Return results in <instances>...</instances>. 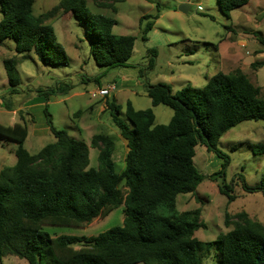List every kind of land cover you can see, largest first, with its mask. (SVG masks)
Instances as JSON below:
<instances>
[{
    "label": "trees",
    "instance_id": "1",
    "mask_svg": "<svg viewBox=\"0 0 264 264\" xmlns=\"http://www.w3.org/2000/svg\"><path fill=\"white\" fill-rule=\"evenodd\" d=\"M249 1L217 3L229 19L233 10ZM33 3L34 0H0V45L13 40L19 55L33 53L47 67L67 66L65 51L46 23L61 9L71 13L85 29L94 62L103 69L95 80L110 69L128 65L135 38L113 34L116 21L90 13L85 0H62L36 17ZM148 18L152 19L146 16L141 20ZM152 25L148 22L142 30L144 41ZM3 66L8 95L19 94L14 61L5 60ZM70 87L67 81L55 82L52 87H39L36 93L47 102L49 97L66 94ZM147 96L152 107L164 105L173 111L168 124H155L151 108L135 110L127 102L122 109L113 101L106 103L112 123L126 141L121 173L115 170L111 136L94 134L88 146L55 128L46 104L45 121L54 142L35 154L23 146L24 127L16 126L9 134L0 124V141L11 140L17 145L16 164L0 170V262L12 255L28 264H202L203 253L215 250L219 264H264V225L245 212L232 218L225 214L224 226L231 229L212 241L202 242L194 236L206 228L201 209L179 212L176 207L178 195L195 194L205 179L193 164L198 145L223 157L224 169L229 159L216 148L221 137L242 122H264V97L259 88L242 71L234 70L209 77L201 89L186 86L174 94L167 84L149 85ZM2 105L10 110L4 101ZM89 147L98 150L97 168H89ZM254 149L255 153H264V145ZM221 171L209 177L220 176ZM240 181L247 192L259 190L247 186L241 176ZM219 191L228 201L233 200L226 185ZM121 205L122 225L97 236L52 238L42 229L89 224ZM74 245H80L81 251H66Z\"/></svg>",
    "mask_w": 264,
    "mask_h": 264
},
{
    "label": "rangeland",
    "instance_id": "2",
    "mask_svg": "<svg viewBox=\"0 0 264 264\" xmlns=\"http://www.w3.org/2000/svg\"><path fill=\"white\" fill-rule=\"evenodd\" d=\"M61 1L34 0L32 13L35 17L45 14ZM85 4L90 13L116 21L113 34L135 38L127 66L110 69L95 80L103 69L94 62L84 37L85 29L71 13H63L61 9L55 11L46 23L53 28L58 43L65 51L67 66L47 67L33 53L19 55L14 50L13 40H6L0 45V124L9 134L16 126L25 128L28 135L23 146L28 153L35 154L54 142L48 131L43 132L47 130V124L42 107L32 112L27 110L32 106L46 104L55 128L65 130L69 136L89 146L92 128H82L75 114L88 111L98 99L113 101L122 109L127 102H132L136 108L146 106L143 102H149V97L144 90L148 83L167 84L174 94L186 86L201 89L208 78L216 73L240 70L264 97V0H250L247 5L233 10L229 19L221 13L217 0H85ZM182 5L188 6L184 12L180 10ZM146 16L152 19L141 20ZM148 22H153V25L144 41L142 30ZM9 59L14 61L20 81V92L13 96L8 95L9 86L3 66V62ZM113 79L118 87L109 97L100 98L92 94ZM124 80L127 85H122ZM62 81H67L71 86L66 94L57 95L52 101L48 98L47 102L42 101L44 97H38L36 90L39 87H52L55 82ZM134 91L138 95H134ZM2 101L10 110L2 105ZM172 115L169 107L159 105L155 109V123L166 125ZM101 120L103 124L94 128L93 133L101 132L112 137L115 143L112 156L115 170L121 173L125 167V148L121 146L124 139L112 123L108 111L101 115ZM33 129L36 130L35 135ZM256 145H264L262 121L242 122L221 137L216 148L229 159L224 169H221L223 157L207 151L201 145L195 148L193 164L205 179L195 194L178 195L176 207L179 212L201 209V219L206 228L194 233L198 240L212 241L219 234L229 231L231 227L226 228L223 223L225 214L232 218L245 212L251 219L264 225V153H255ZM16 147L11 140L0 141V170L16 164ZM97 167L98 150L89 147V168ZM220 171V176L209 177ZM240 176L247 186L259 190H244ZM224 185L230 188L228 195L233 196L232 201L220 193L219 188ZM120 186L123 190L122 184ZM123 210L124 206L121 205L106 217L81 226H43L42 229L52 238L62 235L93 237L121 226ZM80 248V245H74L66 251L75 253L81 251ZM215 254V250L203 253L202 264H219ZM0 264L28 263L7 255Z\"/></svg>",
    "mask_w": 264,
    "mask_h": 264
},
{
    "label": "crops",
    "instance_id": "3",
    "mask_svg": "<svg viewBox=\"0 0 264 264\" xmlns=\"http://www.w3.org/2000/svg\"><path fill=\"white\" fill-rule=\"evenodd\" d=\"M126 80H124V81H122V85H127L126 84ZM108 84H113L114 86H115V90L117 89V87H118V84L117 83H115V80L113 79V80H110V81H107L106 83H105V85H101V86H107ZM149 84V83H148ZM148 84H146V86H145V95H147V86H148ZM150 85V84H149ZM115 90H114V92H115ZM92 94L93 95H96V90L95 91H93L92 92ZM134 95H138V93L137 92H135L134 91ZM144 95V96H145ZM94 98H97L96 96H94ZM49 99L52 101V100H55L56 99V97H49ZM49 99L47 100V101H49ZM149 99V98H148ZM149 102H147L146 103V101L145 102H143V105L144 104H147L146 106H143V107H138V108H136V107H134V105H133V103H132V106H133V108L135 109V110H143V109H147V108H149V107H151L152 109H153V111H154V122H155V109L158 107V106H156V107H152L151 106V100L149 99L148 100ZM108 101L107 100H101V99H98V100H96V101H94L91 105H90V107L88 108V111H86V110H84V111H81L80 113H79V116L77 115L76 116V118L79 120V123H80V125L82 126V128H83V126H84V128L85 129H89V128H92L91 130H92V133H91V137L94 135V133H93V130H94V128H97V127H100V125H102L103 123H102V120H101V115L103 114V113H105L106 111H107V107H106V103H107ZM40 105V104H39ZM42 107V109H43V107L44 106H32L31 108H29V109H27V110H29V111H31L32 112V110L33 109H35V108H41ZM97 123V124H96ZM156 124V123H155ZM91 126V127H90ZM47 128V127H46ZM48 131V128H47V130L45 129L43 132L44 133H46ZM36 132V130L35 129H33V133H34V135L36 134L35 133ZM48 133H49V131H48ZM101 133V132H100ZM96 134H98V133H96ZM105 134V133H104ZM27 135H28V132L26 131V139H27ZM108 135V134H107ZM110 136V135H109ZM124 146V148H125V151H124V153L126 154V152H127V147H126V141L124 140L123 142H122V144H121V146ZM125 157V156H124Z\"/></svg>",
    "mask_w": 264,
    "mask_h": 264
},
{
    "label": "built area",
    "instance_id": "4",
    "mask_svg": "<svg viewBox=\"0 0 264 264\" xmlns=\"http://www.w3.org/2000/svg\"><path fill=\"white\" fill-rule=\"evenodd\" d=\"M115 90V86L113 84H108L107 86L96 91V96L100 98H107L111 95V93Z\"/></svg>",
    "mask_w": 264,
    "mask_h": 264
},
{
    "label": "water",
    "instance_id": "5",
    "mask_svg": "<svg viewBox=\"0 0 264 264\" xmlns=\"http://www.w3.org/2000/svg\"><path fill=\"white\" fill-rule=\"evenodd\" d=\"M187 8H188V6H186V5H182V6H180V10H181L182 12H184Z\"/></svg>",
    "mask_w": 264,
    "mask_h": 264
}]
</instances>
